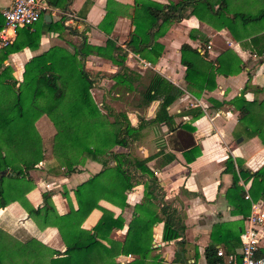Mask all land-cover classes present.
<instances>
[{
	"label": "trees",
	"instance_id": "obj_1",
	"mask_svg": "<svg viewBox=\"0 0 264 264\" xmlns=\"http://www.w3.org/2000/svg\"><path fill=\"white\" fill-rule=\"evenodd\" d=\"M230 1L168 0L162 3L156 0H133L134 7L130 14L133 27L124 45L139 57L154 62L162 48L156 38L166 30L167 20L178 21L185 15V10L189 9L190 14L201 20L209 22L224 19L221 24H225L235 38H238L237 31L244 29L245 36H249L252 51L263 53L264 59V32L256 34L262 26L254 28L264 22V9L254 13L234 10L229 18L223 17L224 11L230 12ZM69 2L65 0L62 7L67 8ZM0 17L1 28L3 17ZM113 18L112 10L107 8L97 27L108 33ZM36 21L21 26L25 29L33 27L27 32L25 42H18L14 37L0 47V208L17 201L39 226L49 224L58 228L65 248L63 254H60L63 256L50 257V264H145V258L157 256L151 254V228L157 221L163 222L161 239L175 240L178 246L175 258L182 259L183 216L176 208L162 201L161 187L153 171L146 165L151 156L138 158L128 150H112L115 144L128 147L138 138L143 121L132 124L125 108L114 110L103 102L98 104L93 100L90 88L94 76L84 67V58L89 53H95L109 58L117 65L116 71L109 76L115 85L138 92V97L132 101L133 108L144 110L151 100L159 99L154 115L148 122H162L168 131L181 133L178 148L185 160L190 161L200 149L191 136L194 125L191 122L177 124L173 115L167 112V106L182 90L157 72L150 71L145 75L146 81L141 80L139 73L125 66V48L115 45L110 37L106 38L104 45H92L86 41L85 35L73 48L52 45L31 56L23 64L21 78L16 79L8 65L3 66V60L9 52L19 49L23 44H37L40 28ZM188 34L190 37L195 36L194 30ZM179 53V61L184 65L183 77L187 89L195 96L215 86L216 73L226 75L241 69V60L231 49L220 52L213 59H207L206 51L201 52L189 43L182 42ZM133 79L139 80L136 86L131 85ZM245 86L229 101L237 109L240 133L244 137L256 135L264 143L263 100L245 99ZM261 88L264 89V86ZM188 112H191V121L202 113L199 108L194 112L188 109ZM41 115L50 120L53 128L51 153L56 161L47 158V169L55 171L62 166L63 171L69 173L87 158L101 164L98 171L73 188L76 208L71 206L63 214L55 211L48 191L41 193L42 202L36 207L25 196L35 185L29 169L46 159L40 133L34 124ZM107 115H111L112 119L106 118ZM155 154L161 155L162 162L174 158L172 152L164 151L162 147ZM109 160L114 163L109 165ZM223 165V171L231 173V182L224 191V197L231 205V211L239 214L240 218L212 224L209 242L203 249L205 264H212L220 258L216 255L217 244H221L226 253L237 250L242 219L249 212L250 202L264 201V164L251 170L242 165L239 157L228 154ZM248 180L249 184L245 188L244 184ZM135 182L143 184L142 199L133 205V214L123 239H111L106 234L111 228L122 226L123 219L120 215L113 217L109 209L98 204V200L104 198L123 207L127 205L126 191ZM245 194L248 197H244ZM158 201L161 204L156 210ZM94 207L101 210L95 224L91 229L79 227ZM7 236L0 229V264H5L2 256L7 252ZM99 238L107 239L108 245ZM118 254H131L133 257L121 263L114 259Z\"/></svg>",
	"mask_w": 264,
	"mask_h": 264
},
{
	"label": "crops",
	"instance_id": "obj_2",
	"mask_svg": "<svg viewBox=\"0 0 264 264\" xmlns=\"http://www.w3.org/2000/svg\"><path fill=\"white\" fill-rule=\"evenodd\" d=\"M64 1L45 0L47 8L35 22L40 28L37 44L35 46L23 44L19 49L9 52L3 60V66L8 65L11 74L16 79H20L24 62L52 45L73 48L74 45L79 44L82 35H85L86 41L92 45H104L106 38L110 37L115 45L125 48L127 52L124 64L139 73L141 80L145 81L147 79L145 75L151 71L159 73L177 85L182 92L167 106V112L173 115V120L177 124L191 122L194 125L191 136L193 142L200 148L199 153L192 160L186 161L178 148L181 133L168 131L166 124L162 122H148L154 115L159 99H156L158 102L154 111L148 115L146 110L148 105L144 110L132 107L128 112L131 123L143 121L140 135L128 147L115 144L112 150H128L138 158L151 156L146 161V165L157 178L161 187L162 201L176 208L183 216L182 259L175 258V250L178 247L175 240L161 239L163 222L157 221L151 228L153 246L151 254L157 256L145 258V264H205L203 249L209 242L212 224L240 218L239 214L231 211L232 207L224 197V191L231 182V173L223 171L225 158L228 154L239 157L242 165L251 170L264 164V143L256 135L244 137L243 133H240L237 109L229 101L239 94L246 84L243 90L245 99L263 100L264 106V89L261 88L264 86L263 53L256 54L252 51L249 36H245L244 29L236 30L238 38H235L228 27L221 24L224 19L208 22L190 14L189 9H186L185 15L180 20H167L166 30L156 38V41L162 45L161 53L154 62H150L129 51L124 45L133 27L130 21L134 7L133 0H70L67 8H63ZM156 1L164 3L168 0ZM9 3L10 0H0V16L1 10ZM229 6L230 12L224 11L223 17L229 18L232 15L231 11L234 10L251 13L262 10L264 0H231ZM107 8H110L114 14L113 24L108 33L97 27ZM44 14L48 17L44 18ZM21 26H18L20 28L17 31L15 30L11 40L16 37L18 42H25L28 38L26 34L33 27L29 26L25 29ZM259 26L262 28L258 29L256 34L264 32V22L254 28ZM190 30H194L195 36H189ZM182 42L189 43L201 52L206 51L207 59H213L220 52L231 49L241 60V69L226 75L216 73L215 86L211 90L204 89L195 96L187 89L183 77L184 65L179 61V46ZM84 67L94 76L90 93L93 100L99 104L103 102L110 106L115 102L125 103L127 102L125 98L132 97L133 93L137 92L114 84L109 74L116 71L117 65L107 57L89 53L84 58ZM138 81L133 79L131 85L136 86ZM196 108L201 109L202 113L191 121V112H188V109L194 112ZM44 116L41 115L35 122L40 134L53 130ZM38 121L43 123L44 129H41ZM239 135L241 140L236 142L235 138ZM161 147L164 151L172 152L174 158L162 162L161 155L155 154ZM44 161L41 160L34 166H39L38 170L42 175L36 181L37 185L27 191L25 196L28 202L36 207L41 204V193L45 190L39 187V184L46 179L60 180L61 188L45 190L50 193L51 202L59 214L68 212L71 206L76 208L73 188L101 168L99 162L87 158L75 170L65 173L62 166L55 171L47 169L48 165L45 164L49 160L46 158ZM113 163L111 160L108 161L109 165ZM31 171L32 169H29V174ZM42 176H45V179H42ZM32 177L34 179L33 175ZM248 184L249 180L244 187L247 188ZM44 185L49 186L47 182ZM142 196L143 184L135 182L132 188L126 191L127 205L123 207L104 198L98 200V204L109 209L113 217L120 215L123 219L122 226L111 228L106 234L107 237L115 240L123 239L127 223L133 214V205L141 201ZM257 202L264 206V201ZM160 204L158 201L156 210ZM100 214L99 208H92L79 227L91 229ZM0 229L8 234L9 239L7 252L2 256L5 264H50V257L63 256L60 254H63L65 242L58 228L49 224L39 226L17 201L9 202L0 208ZM99 240L108 245L107 239L99 238ZM217 246L222 249L221 244ZM132 257L131 254H118L114 259L122 263Z\"/></svg>",
	"mask_w": 264,
	"mask_h": 264
},
{
	"label": "built area",
	"instance_id": "obj_3",
	"mask_svg": "<svg viewBox=\"0 0 264 264\" xmlns=\"http://www.w3.org/2000/svg\"><path fill=\"white\" fill-rule=\"evenodd\" d=\"M47 8L45 0H10L1 10L3 25L0 28V47L10 42L15 29L36 21ZM244 197H248L247 194ZM239 247L226 253L217 248L220 258L212 264H264V206L250 202L249 212L242 219L238 234Z\"/></svg>",
	"mask_w": 264,
	"mask_h": 264
},
{
	"label": "rangeland",
	"instance_id": "obj_4",
	"mask_svg": "<svg viewBox=\"0 0 264 264\" xmlns=\"http://www.w3.org/2000/svg\"><path fill=\"white\" fill-rule=\"evenodd\" d=\"M146 81V80H145ZM138 97V93L137 92H134L133 93V95H132V97H127V98H125V99H127V102L125 101V103H118V102H115V103H113V104H111L110 106L114 109V110H118V109H123V108H125L126 109V111H127V114H128V112L130 111V110H132V101H134V100H136V98ZM99 104V103H98ZM132 117H133V115H132ZM46 116H44V119H45V121L47 122L48 121V123L49 124H51V122H50V120L47 118ZM106 118H108V119H112V116L111 115H107L106 116ZM37 120V119H36ZM36 122V121H35ZM35 122H34V124H35ZM38 123V125H40L41 127V129H44L43 128V123L41 122V121H38L37 122ZM36 123V124H37ZM52 127V126H51ZM53 131V130H52ZM50 132V131H49ZM48 131H44V132H42V134H40V136H41V142H42V145H43V148H44V154H45V157L46 158H48L50 161H52V162H55L56 161V159H55V157L53 156V154L51 153V134H52V132H50L49 133ZM39 167V166H38ZM38 167H32L31 169H32V171H31V174L34 176V181H35V185H37L36 183V181H38L39 180V178H40V176L42 175V173H41V171H39L38 169ZM30 174V175H31ZM31 175V176H32ZM42 179H45V176H42ZM41 179V180H42ZM40 180V181H41ZM45 182H47L48 184H49V186L47 187H45V185H44V183ZM62 183H61V181L59 180H56V179H52V180H50V179H46L42 184L40 183L39 184V187H42V189H48V190H52V189H55V188H61L62 186ZM44 190V191H45ZM42 191V190H41Z\"/></svg>",
	"mask_w": 264,
	"mask_h": 264
},
{
	"label": "water",
	"instance_id": "obj_5",
	"mask_svg": "<svg viewBox=\"0 0 264 264\" xmlns=\"http://www.w3.org/2000/svg\"><path fill=\"white\" fill-rule=\"evenodd\" d=\"M43 17H44V18H45V17H48V15H47V14H44ZM157 102H158V101H157L156 99H153V100L150 101V103L148 104V106H147V108H146V110H147V115H148V114H151V113L154 111ZM240 140H241V136H240V135L237 136V137L235 138V141H236V142H238V141H240Z\"/></svg>",
	"mask_w": 264,
	"mask_h": 264
}]
</instances>
